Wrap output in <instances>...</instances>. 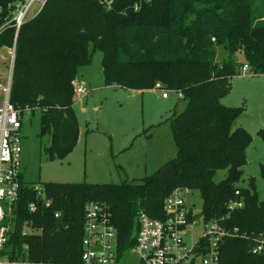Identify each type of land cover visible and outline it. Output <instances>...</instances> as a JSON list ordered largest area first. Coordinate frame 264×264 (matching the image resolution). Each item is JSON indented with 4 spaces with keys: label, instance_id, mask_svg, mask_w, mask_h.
I'll list each match as a JSON object with an SVG mask.
<instances>
[{
    "label": "trees",
    "instance_id": "obj_1",
    "mask_svg": "<svg viewBox=\"0 0 264 264\" xmlns=\"http://www.w3.org/2000/svg\"><path fill=\"white\" fill-rule=\"evenodd\" d=\"M4 42L12 47L11 31ZM96 51L102 54L105 87L174 92L186 102L166 120L176 155L138 184L45 183L49 208L20 176L2 256L26 264L79 263L88 202L108 206L121 253L134 243L137 213L163 219L165 197L187 188L199 192L205 222L243 235L220 243L218 264H264V255L251 253L254 239L264 240V201L253 179L247 188L237 186L251 136L233 127L242 108L221 103L240 67L238 52L251 74H264V0L257 6L255 0H114L108 11L97 0H48L19 32L10 92L14 106L32 114L38 109L39 136L50 139L47 160H63L76 145L72 82ZM258 133L264 139V129ZM218 171L227 176L215 183ZM260 176L264 180V165ZM231 201L243 206L230 212ZM32 202L35 213L28 211Z\"/></svg>",
    "mask_w": 264,
    "mask_h": 264
},
{
    "label": "rangeland",
    "instance_id": "obj_2",
    "mask_svg": "<svg viewBox=\"0 0 264 264\" xmlns=\"http://www.w3.org/2000/svg\"><path fill=\"white\" fill-rule=\"evenodd\" d=\"M262 0H255L260 5ZM0 78H5L10 64V48L0 50ZM237 75L221 103L226 107L242 108L233 127L243 128L251 142L246 149V164L238 187L247 188L253 179L259 200L264 201V180L260 165H264V74L253 75L246 65L244 54L238 52ZM102 54L93 53L91 63L78 70L76 82L88 91L86 96L75 94L73 110L77 119L78 139L73 150L63 160H47L44 148L48 136L40 137L38 109L24 117L21 141L20 170L22 181L42 187L45 183L120 184L124 181L141 183L164 162L176 155V147L166 120L173 112L184 110L186 102L174 92L128 91L105 87L101 68ZM227 176L218 171L213 180L219 183ZM185 202L195 214L201 215L202 199L197 190L185 195ZM26 230L25 232H27ZM198 228L194 237L198 236ZM2 262L9 261L7 257Z\"/></svg>",
    "mask_w": 264,
    "mask_h": 264
},
{
    "label": "built area",
    "instance_id": "obj_3",
    "mask_svg": "<svg viewBox=\"0 0 264 264\" xmlns=\"http://www.w3.org/2000/svg\"><path fill=\"white\" fill-rule=\"evenodd\" d=\"M48 0H7L0 4V50L10 48V64L5 78H0V264H26L24 260L2 262L4 245L7 242L13 206L18 199L21 176L20 133L30 108L21 109L10 101L14 49L23 25L36 18ZM105 9L111 10L114 0H97ZM12 32V47H7L4 38ZM5 35V36H4ZM0 58L2 56L0 55ZM247 66L242 68L243 72ZM73 92L79 97L88 91L76 81ZM160 85L156 84V88ZM163 91L162 97L167 98ZM36 199L49 208L51 201L45 197L42 187L33 186ZM187 188H176L168 194L162 205L163 219L149 217L140 211L134 219V243L123 252H118L117 231L111 221V213L104 203L88 202L83 210L82 254L77 264H218L219 245L227 238L243 237L237 228L227 229L219 222H205L185 202ZM238 192L235 193V196ZM241 201H231L228 211L240 209ZM37 205L32 202L28 211L35 213ZM56 214L55 217H58ZM31 223H28L27 230ZM198 228V236L194 237ZM251 253L264 255V240L254 239Z\"/></svg>",
    "mask_w": 264,
    "mask_h": 264
},
{
    "label": "crops",
    "instance_id": "obj_4",
    "mask_svg": "<svg viewBox=\"0 0 264 264\" xmlns=\"http://www.w3.org/2000/svg\"><path fill=\"white\" fill-rule=\"evenodd\" d=\"M165 99V98H164Z\"/></svg>",
    "mask_w": 264,
    "mask_h": 264
}]
</instances>
